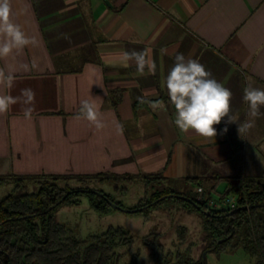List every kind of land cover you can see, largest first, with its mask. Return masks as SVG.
Masks as SVG:
<instances>
[{
	"label": "crops",
	"instance_id": "obj_1",
	"mask_svg": "<svg viewBox=\"0 0 264 264\" xmlns=\"http://www.w3.org/2000/svg\"><path fill=\"white\" fill-rule=\"evenodd\" d=\"M27 5L15 19L34 43L0 58V68L15 77L6 93L35 96L0 114V171L159 173L185 189L188 176L263 175L264 106L242 136L237 124L220 135L222 121L215 138H204L175 125L165 79L178 53L198 59L233 93L232 114L251 120L243 90H264V0H13L15 9ZM133 51H146L155 71L134 60L120 66ZM83 99L99 106L103 129L75 118Z\"/></svg>",
	"mask_w": 264,
	"mask_h": 264
},
{
	"label": "trees",
	"instance_id": "obj_2",
	"mask_svg": "<svg viewBox=\"0 0 264 264\" xmlns=\"http://www.w3.org/2000/svg\"><path fill=\"white\" fill-rule=\"evenodd\" d=\"M165 99V96L162 97ZM35 178L37 188L32 192L19 189L26 179ZM77 178L82 184L91 180L101 182L121 179L126 181H143L146 190L134 208L153 203L143 208L160 205L168 200L177 201L187 212L197 213L202 224V251H217L227 246H241L245 252L255 258L253 264H264V172L258 178L233 180L217 174L188 176L185 181L198 187L205 199L197 200L192 191H178L167 186L159 173L116 174L104 171L95 174H49L41 176H24L14 173L0 175V182H15L14 189L0 198V264H115L118 254L115 247L131 246L133 235L125 228L108 227L99 234H90L86 238L75 237L70 230L56 220L55 212L61 205L75 204L81 197H87L89 205L99 213H105L112 207L93 189L82 185L72 187L69 179ZM63 180L60 185L59 180ZM226 180L227 185L219 194L218 200L232 197L235 207L249 205L248 209H240L232 214L210 206L207 208L211 191L216 185ZM210 182L211 187L205 188L204 182ZM157 185L159 187L154 188ZM122 192L127 191L121 186ZM102 192L113 202L121 205L108 193ZM166 194H181L193 199L204 210V213L190 202L176 196L161 197ZM122 206V205H121ZM138 212V211H137ZM184 227H177L179 238H183ZM71 233V234H70ZM159 233L152 231L141 237L143 245L150 247V258L155 264H207L205 256H191L190 251H164L159 240ZM128 264H138V253H134Z\"/></svg>",
	"mask_w": 264,
	"mask_h": 264
},
{
	"label": "clouds",
	"instance_id": "obj_3",
	"mask_svg": "<svg viewBox=\"0 0 264 264\" xmlns=\"http://www.w3.org/2000/svg\"><path fill=\"white\" fill-rule=\"evenodd\" d=\"M30 9H15L13 0H0V58L12 55L34 43L27 35L23 26L16 22L15 18ZM34 15V13H33ZM147 52L123 53V62L120 66L130 67L128 61L134 60L137 69L143 71L147 65L155 71V64L146 59ZM27 67V66H25ZM32 67H36L33 62ZM12 73H5L0 68V114H5L10 107L18 102L30 105L34 102L35 93L30 88L22 89L19 97L6 93L14 82ZM102 91H106L103 84H96ZM165 86L171 104L175 110V125L182 131H194L204 138H215L218 135L216 126L225 122L226 126L220 131V135L228 132V124H237V131L242 136L248 129L254 126V119L261 115L260 108L264 106V90L245 87L243 101L248 105V116L251 120L239 122L238 117L232 114L231 100L233 93L222 83L212 78L210 71L198 59H186L182 53L175 56L172 68L169 70ZM31 108L25 110V116H30ZM99 106L91 99L80 101V107L76 119L89 121L99 131L103 129ZM226 118V119H225Z\"/></svg>",
	"mask_w": 264,
	"mask_h": 264
},
{
	"label": "rangeland",
	"instance_id": "obj_4",
	"mask_svg": "<svg viewBox=\"0 0 264 264\" xmlns=\"http://www.w3.org/2000/svg\"><path fill=\"white\" fill-rule=\"evenodd\" d=\"M6 174H9V172L0 171V175ZM134 176L139 178V175ZM59 182L60 185L63 184L62 179ZM69 184L74 188L87 185L93 190L101 189L127 209L134 208L138 199L150 191L146 190L144 182L139 180L126 181L121 179L118 182L115 180L104 182L91 180L86 184H82L81 181L74 178L69 179ZM203 184L206 186L208 181ZM14 186L15 182L12 181L0 182V198L11 192ZM121 186H126L127 191L122 192ZM189 186L186 189L179 185L174 187L176 190L179 189L178 191H192L196 194L200 191L198 187L191 184ZM157 187L159 186H154V188ZM36 188L35 178L30 177L26 179L24 186L19 189L32 192ZM222 191L223 188L212 190L211 198L217 199L219 197L218 193ZM55 218L58 222L63 223L72 235L80 238H86L90 234H99L108 227L120 226L127 229L133 235L132 245L115 247V252L118 254L115 264H128L134 253H138V264H155L149 255L151 248L141 242V237L152 231L159 233V240L165 252L172 251L175 253L187 249L194 258H197L200 254L204 255L207 264H253L255 261V258L245 252L241 246H227L217 251H202V224L199 215L194 212H187L174 200H168L160 205L148 208L144 212H125L109 208L105 213H99L89 205L88 198L85 196L81 197L78 203L61 205L55 212ZM177 227L185 228L183 238H179L177 235Z\"/></svg>",
	"mask_w": 264,
	"mask_h": 264
},
{
	"label": "water",
	"instance_id": "obj_5",
	"mask_svg": "<svg viewBox=\"0 0 264 264\" xmlns=\"http://www.w3.org/2000/svg\"><path fill=\"white\" fill-rule=\"evenodd\" d=\"M94 191H95V193H97L99 196L103 197V198L108 202V204H109L112 208L119 209V210H123V211H125V212H137V211H141L143 208L148 207V206H150L151 204H153V203L151 202V203H148V204H146V205H144V206H141V207L131 208V209L129 208V209H127V208H124V207L120 206L119 204L113 202L112 200H110V199H109L108 197H106L102 192H100V191H96V190H94ZM170 196H176V197H178V198H181V199H183V200H186V201L190 202L191 204H193L194 206H196L197 208L201 209L204 213H209L208 210H204V209H202V208L200 207V205H199L197 202H195L193 199H191V198H189V197H187V196L181 195V194H166L165 196L161 197L160 199H163L164 197H170ZM206 207L208 208V207H209V204H206ZM248 208H250L249 205H240V206H236V207H234V208H229V206L226 205V206L220 208V210H224V211H226V214H232L233 212H237V211H239L240 209H248ZM203 256H204V255H203Z\"/></svg>",
	"mask_w": 264,
	"mask_h": 264
},
{
	"label": "built area",
	"instance_id": "obj_6",
	"mask_svg": "<svg viewBox=\"0 0 264 264\" xmlns=\"http://www.w3.org/2000/svg\"><path fill=\"white\" fill-rule=\"evenodd\" d=\"M197 200H203L205 199L204 195L202 194L201 191H199L196 195ZM208 204L210 206L216 207V208H222L226 205L229 206V208H234L235 207V200L232 197H226L222 200H214L213 198H209Z\"/></svg>",
	"mask_w": 264,
	"mask_h": 264
}]
</instances>
